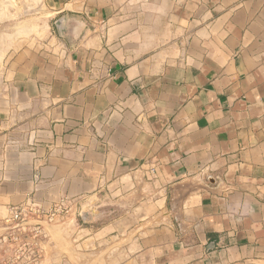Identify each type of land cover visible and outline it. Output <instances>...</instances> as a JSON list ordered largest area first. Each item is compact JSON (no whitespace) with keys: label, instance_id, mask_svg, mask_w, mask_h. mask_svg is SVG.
<instances>
[{"label":"crops","instance_id":"1","mask_svg":"<svg viewBox=\"0 0 264 264\" xmlns=\"http://www.w3.org/2000/svg\"><path fill=\"white\" fill-rule=\"evenodd\" d=\"M42 4L0 61V221L65 201L42 264H264V0Z\"/></svg>","mask_w":264,"mask_h":264},{"label":"built area","instance_id":"2","mask_svg":"<svg viewBox=\"0 0 264 264\" xmlns=\"http://www.w3.org/2000/svg\"><path fill=\"white\" fill-rule=\"evenodd\" d=\"M64 202L47 212L33 202L10 206L0 221V264H42L40 242L47 238V232L41 221L52 222L65 209Z\"/></svg>","mask_w":264,"mask_h":264},{"label":"rangeland","instance_id":"3","mask_svg":"<svg viewBox=\"0 0 264 264\" xmlns=\"http://www.w3.org/2000/svg\"><path fill=\"white\" fill-rule=\"evenodd\" d=\"M42 2L43 0H0V6H2L0 7V61L5 57L6 51L9 53L21 46L34 45V43H37L38 38H45L48 33V28L45 26L47 13L44 12ZM28 23L35 25L28 27L31 32L28 29L21 30ZM29 24L28 26H30ZM20 26L19 30L13 31ZM25 30L29 31L28 34L25 33ZM16 31L19 32V35H16ZM67 211L68 207L65 205V209L59 213V216L64 215Z\"/></svg>","mask_w":264,"mask_h":264},{"label":"bare ground","instance_id":"4","mask_svg":"<svg viewBox=\"0 0 264 264\" xmlns=\"http://www.w3.org/2000/svg\"><path fill=\"white\" fill-rule=\"evenodd\" d=\"M7 3H8V2H7ZM10 3H11V2H10ZM10 3H9V4H10ZM1 5H2V4H1ZM0 7H2V6H0ZM25 22H26V21H25ZM30 23H31V20H30ZM32 23H33V22H32ZM22 24H23V23H22ZM28 24H29V23H28ZM28 24L25 26V28H21V26H20V27H18V29H17V27H16V29H14L13 31H15V30H19L20 28H21V30H22V29H26V30L28 29V30L30 31V29H29L28 27L35 26L34 24H31V25L29 24L30 26H28ZM19 25H20V24H19ZM19 25H18V26H19ZM16 26H17V25H16ZM22 27H24V26H22ZM10 28H11V27H10ZM32 29H33V28H32ZM21 30H20V31H21ZM26 30H25V33L27 32ZM29 31H28V32H29ZM32 31H33V30H32ZM16 32H17V31H16ZM22 32H24V31H22ZM28 32H27V34H28ZM30 32H31V31H30ZM18 33H19V32H17L16 35H17ZM14 34H15V32L13 33V35H14ZM20 34H21V33H20ZM22 34H23V33H22ZM16 35H15V36H16ZM18 35H19V34H18Z\"/></svg>","mask_w":264,"mask_h":264}]
</instances>
